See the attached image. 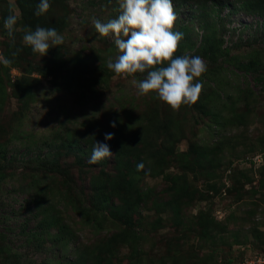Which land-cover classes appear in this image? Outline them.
<instances>
[{
	"label": "rangeland",
	"instance_id": "1",
	"mask_svg": "<svg viewBox=\"0 0 264 264\" xmlns=\"http://www.w3.org/2000/svg\"><path fill=\"white\" fill-rule=\"evenodd\" d=\"M219 1L214 11L210 2L180 7L172 0L179 6L173 30L188 27V43L174 55L199 56L207 66L194 80L203 83L198 101L173 111L155 93L137 95L131 81L146 73L114 78L107 67L119 53L92 21L117 18V0H49L41 16L35 15L40 0L23 2L25 14L17 0H0V56L12 60L0 64V264H238L264 252V83L257 78L264 74V11ZM9 15L17 17L14 39L4 28ZM44 26L56 28L64 43L40 57L23 36ZM208 31L225 54L209 58L197 50ZM162 122L177 132V142L160 145L155 130ZM143 127L156 151L174 149L162 173L147 175L148 167L136 177L149 197L139 198L130 246L114 239L116 228L88 223L82 214L100 213L98 185L122 169L111 150L113 157L89 164V144L104 142L109 130L134 138L129 132ZM111 204L105 213L124 212L117 200ZM48 216L53 226L42 231ZM107 240L113 252L95 250Z\"/></svg>",
	"mask_w": 264,
	"mask_h": 264
},
{
	"label": "clouds",
	"instance_id": "2",
	"mask_svg": "<svg viewBox=\"0 0 264 264\" xmlns=\"http://www.w3.org/2000/svg\"><path fill=\"white\" fill-rule=\"evenodd\" d=\"M117 3L120 11L117 18L106 23L95 18L92 21L98 36L111 37L118 50L115 62L109 61L107 65L115 73L114 78L146 73L144 79L131 81L137 95L155 93L156 98L173 111H178L182 105H194L203 89V83L194 80L206 72L207 66L199 56L174 55L183 33L173 30L177 15L172 0H117ZM50 7L49 0H40L35 15L46 14ZM16 23L15 15L4 20V28L13 39ZM23 43L42 57L49 48L62 45L64 37L55 28L37 27L35 31L25 33ZM0 64L8 67L12 60L0 56ZM111 126L115 127V122ZM113 136V133H106L105 140H111ZM111 157L109 145L96 142L88 163L96 165ZM136 168L142 171L143 162Z\"/></svg>",
	"mask_w": 264,
	"mask_h": 264
},
{
	"label": "trees",
	"instance_id": "3",
	"mask_svg": "<svg viewBox=\"0 0 264 264\" xmlns=\"http://www.w3.org/2000/svg\"><path fill=\"white\" fill-rule=\"evenodd\" d=\"M25 1L26 0H17L24 14H25L26 9H25V6L23 5V2ZM188 1L190 0H178L180 7L186 6L182 4ZM193 1L195 4H199L200 7L201 5L203 7L207 6L208 5L207 3L210 2L209 6L212 9H214V11H216V9L221 4L219 0H193ZM235 1L239 3L238 6L236 7L237 10L243 9L246 12H251V9L253 8L256 11H262V12L264 11V0H235ZM178 8L179 6L176 5L174 10H177ZM44 28H53V27L44 26ZM183 28L185 31H182V33L185 32L186 35L184 33L183 39L179 42V46L183 43L185 39H187V43H188V33H187L188 27L184 26ZM187 46L191 48L193 47L188 44ZM197 50L199 52H202V54L206 55L209 58H215L219 54H223V53L225 54L227 51V48L222 47L214 39L213 35H211V33L208 31L206 32V34L202 36L201 43L199 44ZM16 56H18L22 61H26L28 63L34 64L32 60H30L26 56H23V54H20L19 51H16ZM14 66H16V64ZM257 78L258 80H260V83H264V74L262 72L257 76ZM0 79H1V76H0ZM142 123H144V121ZM172 130L173 128L164 122H162L160 126L156 128L155 131L157 135L159 134V136L161 137L160 145L162 146L167 145L166 141H171L170 143L173 144L174 142H177L180 139L178 136L177 138H175L177 132H172ZM107 132L112 133L110 132V130ZM129 134L132 136L134 135V138L129 137L132 142H130V139L117 138L115 137V135L113 136V139L105 140V137L103 138V135L99 134V138H103V140H105L102 143H107L109 145L110 150L115 152L116 161L122 167V169L119 173L117 172L114 175H106L105 179L99 183L98 193L99 195H102L104 193V197L100 196V199L98 201V206L96 207L99 209L100 213L95 215L93 212H91L89 208H86L84 211H82V214L84 215V218L86 219L88 223H97L98 221L99 222L105 221L106 229H110L112 231L113 228H116L114 239L122 244H129L130 246H132L133 245L132 238L134 235L131 234V236H129L127 232H130L129 230L131 229V231H133L132 233H135L134 227H133V218H134V215L140 214L141 212L142 203L140 199L143 198L144 200L147 196L149 197L148 192L140 190L139 187L135 185L136 180H137L136 177L143 174L145 172V169L148 167L150 168V170L146 171L147 175L155 176L156 174L162 173L160 169H162L163 167L165 158L167 157V155L173 153L172 149L174 148L171 144H168V146H171L172 149L169 150L170 153H167V154L165 153V155L159 151H156L154 149L155 145L149 142L150 136H148V133L145 127L137 129L136 134L134 131H133V134H131V131L129 132ZM135 137H139V139H136ZM138 141L142 142V144L138 145L137 143ZM95 143H96L95 141L91 140L89 144V146H91L90 153H92V149ZM143 146H145L146 151L141 150ZM151 150H155V152L152 153ZM137 152H139L138 156L135 155V153ZM150 159H152V162L148 164ZM141 162H143L144 164V169L142 171H137L136 166L137 164ZM124 168L128 169L126 173L123 172ZM154 168H158L159 171L155 173L153 170ZM109 181L115 183L113 186H111V188H109L107 185ZM106 189L108 193H106L105 191ZM116 200H117V203H120L121 208H122V205L124 206L125 208L124 212L122 210H115L117 213L115 214L113 212L111 213V210H110L109 213H105V210L108 208L114 210L111 203L112 202L116 203ZM48 210H51V208ZM118 213H121V215ZM49 215H52V214H49ZM109 220H112L113 224ZM53 222H54L53 218H50L49 216H48V219L45 218L42 223V228H41L42 231L48 229L50 226H53ZM59 237H60V234H54L53 240ZM70 239L71 238L67 240L66 247L69 246ZM100 245L106 248L104 250L105 253L109 254L113 252L111 240L100 241L99 244H97L95 250L98 251V248ZM134 252H135V249H134ZM59 264H66V263L60 262ZM68 264H78V262L75 261V262H70Z\"/></svg>",
	"mask_w": 264,
	"mask_h": 264
},
{
	"label": "built area",
	"instance_id": "4",
	"mask_svg": "<svg viewBox=\"0 0 264 264\" xmlns=\"http://www.w3.org/2000/svg\"><path fill=\"white\" fill-rule=\"evenodd\" d=\"M261 154L257 155V160H261ZM238 264H264V252H253L250 255H245L243 260Z\"/></svg>",
	"mask_w": 264,
	"mask_h": 264
}]
</instances>
